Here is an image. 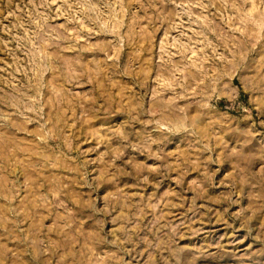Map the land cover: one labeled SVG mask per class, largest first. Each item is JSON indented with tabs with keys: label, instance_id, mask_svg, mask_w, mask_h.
<instances>
[{
	"label": "rangeland",
	"instance_id": "1",
	"mask_svg": "<svg viewBox=\"0 0 264 264\" xmlns=\"http://www.w3.org/2000/svg\"><path fill=\"white\" fill-rule=\"evenodd\" d=\"M0 264H264V0H0Z\"/></svg>",
	"mask_w": 264,
	"mask_h": 264
}]
</instances>
